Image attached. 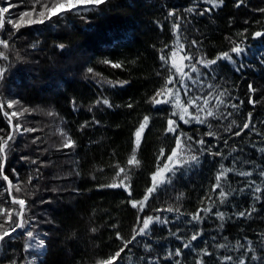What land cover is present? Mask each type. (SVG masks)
I'll return each instance as SVG.
<instances>
[{"label": "trees", "instance_id": "1", "mask_svg": "<svg viewBox=\"0 0 264 264\" xmlns=\"http://www.w3.org/2000/svg\"><path fill=\"white\" fill-rule=\"evenodd\" d=\"M58 1L0 0V7H9L0 25V40L8 44H0V144L11 131L5 113L14 136L0 153V223L20 208L4 176L11 195L26 200L28 220L0 243V264H98L121 248L112 264H264V35L254 36L264 33V0H217V7L209 0H108L49 19ZM236 44L244 50L239 55L231 53ZM223 52L232 60L197 64L199 79L187 67ZM176 66L192 77L186 83L190 95L201 98L199 111L186 103L184 90L179 104L173 98L180 88L169 83L180 78ZM11 101L18 103L9 108ZM185 108L186 118L198 114L206 122L184 123L179 114ZM169 119L178 131H167ZM68 139L72 147L64 146ZM174 150V159L197 155L199 163L172 175L164 166L174 167L168 160ZM221 166L233 169L221 180L229 193L224 204L220 189L213 190ZM245 171L252 175L238 174ZM257 185L261 193L254 192ZM194 215L201 218L194 221ZM157 216L168 222L154 220L147 235H137L145 218ZM40 239L43 249L25 250Z\"/></svg>", "mask_w": 264, "mask_h": 264}, {"label": "snow or ice", "instance_id": "2", "mask_svg": "<svg viewBox=\"0 0 264 264\" xmlns=\"http://www.w3.org/2000/svg\"><path fill=\"white\" fill-rule=\"evenodd\" d=\"M106 2H108V0H71L70 4H67V5H65L63 3L60 4L59 7L62 9V11L60 13H56L54 11L50 12L49 15H48V18L50 19L52 15H63V11H76V12H79L82 7L88 6V5L99 7L100 5L105 4ZM209 2L213 5V7L219 6L217 4V0H209ZM219 4L222 5L223 4V0H219ZM51 6H52L53 9L55 7H57V5H55V4H53ZM237 6H239V3L237 4ZM44 7L47 8V7H49V5L45 4ZM8 11H9L8 8L0 7V23H3V14L8 12ZM187 11L188 12H194L195 9L188 8ZM205 11H207V9ZM170 15H171V13H170ZM201 15H203V13H201ZM8 22L11 23L12 22L11 19H9ZM39 22H43V21L41 20ZM262 35H264V33H261V32H256L254 34V36L256 38L261 37ZM195 43L196 42L193 41V44H195ZM0 44L4 45L5 47L8 46L7 41H4V40H0ZM58 47L60 49H63L65 47V45L64 44H59ZM182 47H183V45H181V48ZM243 51L244 50L240 47L239 44H236L234 47L231 48V53H235L237 55L241 54ZM2 55H3V53H0V56H2ZM175 55H176V53L173 52V56H175ZM162 59H163V57H162ZM183 59L191 61L192 57L188 56V55H185L183 57ZM221 59L231 61L232 60V56L230 55L229 52H223V53H220L219 56H217L215 59H200L195 64L190 63L189 65H187V67H190L191 72L197 73V79H199L203 74L199 72V69L197 68V64H201L205 68H210L211 66L215 65ZM104 63H109V61H104ZM113 66L114 67H120L119 64H114ZM92 71L93 70L91 68L88 69V72L91 73ZM176 71L180 73L179 80H177L175 82L172 81V80H169V83H178L180 85V88L176 89V91L173 93V98L175 99L177 104H179V102H180L179 92L181 90H184L185 96L188 97V100L186 101V103L189 106H195L197 111H199L200 110L201 98L200 97H196V96H191L190 95L191 89L188 87V84L186 83V79L187 80H192V77L189 76L188 73L184 72L183 68L180 67V66H176ZM3 73H4V69L0 68V76H2ZM124 83H126V82H121V84H124ZM193 83H195V81H193ZM249 89H250V91H253V92L255 91L252 88L251 85H249ZM169 91L171 92L172 90L169 89ZM220 95H221V97H223L225 95V93H221ZM165 102L166 103H171L172 101L169 100V101H165ZM222 102L223 101L221 100V103ZM249 102L252 103L253 101L250 100ZM17 103H18V101L8 102V107L12 108L13 105L17 104ZM160 103H161L160 100H155L154 101V104H156V105H158ZM203 103L205 105H207L209 103V101L207 99H204ZM103 104L108 105L109 107H111V105L109 104V101L107 99L103 100ZM2 107H3V105L0 104V109H2ZM129 107H131V105H129ZM233 107H235V105H233ZM24 111H28V110L25 109ZM12 115L16 116L17 113L13 112ZM48 115H52V113L49 112ZM173 115H176V113L174 112ZM179 115H180V120L184 121V123H187V124L192 123L193 120H195L197 123H201V124L206 122L205 120L201 119L198 114L193 116L191 119L186 118V117L189 116L187 108H185ZM207 115L209 117L214 116V111L208 110L207 111ZM249 117H251V113H249ZM148 121H149V117L145 116L143 123L140 124L139 130H137V132L135 133L137 147H139V144H140L141 132L147 126ZM233 123H235V121H233ZM168 124H169V127L167 129L168 132H176V131H178V124H177L176 121H174L173 119H169ZM249 128H250V123H244L243 129H249ZM15 129H16L17 132H19L21 130V125L20 124H16L15 125ZM243 129H241V131H243ZM227 130L231 131V128H228ZM23 131L24 132H31V131H34V129H32V128H23ZM208 135L209 136H213L214 133L209 132ZM236 135H240V132H237ZM8 139L12 140V139H14V136L13 135H9ZM176 139H177V144L179 146L180 143H181V137L177 136ZM191 139L192 138L190 136L187 137V140L190 141ZM7 143H8V141H4V144H0V153H4L5 145H7ZM198 143L201 145V147L199 149V151L201 153H204L205 151H207V149H205L203 147V145L205 144L204 140L201 139ZM225 143H227V141H225ZM64 146L65 147H72L73 146V142L70 139H68V140H66V143H65ZM161 151L163 152V150H161ZM189 151H191V148H189ZM233 151H235V149H233ZM215 155H220V153H215ZM174 157H176L175 150L173 151V154L168 157V160L170 162H172L174 167L169 168L168 164H165V166H164L165 170L171 172L172 175H175V173L177 171H179L180 168H182V167H185V166H188V165H191V164H198L199 163V157L197 155H189V156L184 157L182 159H174ZM133 159H135V149H134V153H133ZM33 163H36V161H33ZM128 163L131 165L133 163V160L130 159L128 161ZM137 163H139V162L137 161ZM3 168H4V163L0 162V174H2ZM121 171H123V169H121ZM230 171H233V169L224 168L223 166H221V171L216 176V184H215L213 190H215L216 188L220 189L219 198H220V203L221 204L225 203V201H226V199H227V197L229 195V193L225 191L224 186L221 183V180H222V178H226V174L228 172H230ZM238 174L241 175V176H251L252 175L251 172H247V171L240 172ZM118 175H119V173H118ZM260 175L264 176V169H262L260 171ZM4 179L7 180L8 179L7 176H4ZM153 179L155 180V176H153ZM29 181H31V177L29 178ZM116 186L117 185H115V184L107 185V187H116ZM250 186H251V184H250ZM10 187H11V184H10ZM253 190L256 193H261V191H262L261 188L258 185L255 186ZM16 191L17 192H22L23 189L20 186H16ZM153 191H154V188H152V187H150L148 189V193H152ZM241 191H243V189H241ZM147 199H148V197L146 196L145 200H147ZM256 199L257 200L260 199L259 195L256 197ZM12 202H13V204H18L20 206V208H19L18 212H8L6 218L4 219V222L0 223V243H3L5 241L6 237H10L11 234L15 233L18 229L25 228V226L28 224V220L25 218V215H24L25 212H26V203H27L26 200L22 199V198L13 197ZM139 203H140V207L143 208V206H144L143 205V201H141ZM132 206L136 207L137 203L133 202ZM167 211L172 212L173 209L171 207H169L167 209ZM203 211L208 212V211H210V209L206 208ZM0 214H3L2 211H0ZM14 215L17 217L16 220H13V216ZM239 215L240 216H244L245 213L244 212H240ZM217 216L222 221L225 218V214L223 212H218ZM200 218L201 217H199L198 215L192 216V220H194V221L198 220ZM154 220H155V222H158V223H161V224H166L168 222L166 218L165 219H161L159 216H157L155 218L147 217V218H145L143 220V226L139 229V232L137 233V235H147V231L149 230L150 223H152ZM6 225H7V227H6ZM93 231H95V229H93ZM199 235H200V233H196V234H194L192 236L191 239L193 241H195L198 238ZM26 236L29 239H31V240H35L36 239L33 231H26ZM118 238H119V236H118ZM133 239H135V237H133ZM128 243H131V241H127L125 243V247L127 246ZM44 246H45V241L43 239H40L35 244H25L24 247H25V250L27 251L31 247H35V248H38V249H43ZM184 247L188 248V247H190V245L189 244H185ZM221 247H225V245H221ZM123 251H124V248H121L119 251H117L115 253L114 256L110 257L107 261H100V262H98V264H112V262L114 260H116L117 258H119L121 256V253ZM205 254L207 255L208 253H205ZM176 255L177 256L180 255V250H177ZM225 259L226 260H231L232 257L229 256V257H226ZM13 264H15V262H13ZM240 264H245V262L243 260H241Z\"/></svg>", "mask_w": 264, "mask_h": 264}, {"label": "rangeland", "instance_id": "3", "mask_svg": "<svg viewBox=\"0 0 264 264\" xmlns=\"http://www.w3.org/2000/svg\"><path fill=\"white\" fill-rule=\"evenodd\" d=\"M65 4V5H67V4H70L71 3V0H60V1H58L57 3H55V5H57V7H55L54 9L53 8H51V10H50V12H56V13H60L61 11H62V9L59 7V5L60 4ZM89 7H92V5H88V6H84V7H82L81 8V10H83V9H87V8H89ZM8 9H9V7H8ZM49 12V13H50ZM66 11H63V14L65 13ZM74 12H76V11H74ZM52 16H54V15H52ZM73 58H75L76 59V61L78 62H81V58H80V56L78 55V56H76V54L73 56ZM182 62V57L180 56L179 58H178V60H177V63H181ZM1 104V103H0ZM11 117V116H10ZM45 247V246H44Z\"/></svg>", "mask_w": 264, "mask_h": 264}, {"label": "water", "instance_id": "4", "mask_svg": "<svg viewBox=\"0 0 264 264\" xmlns=\"http://www.w3.org/2000/svg\"><path fill=\"white\" fill-rule=\"evenodd\" d=\"M2 23H0V25H1ZM5 113V112H4ZM6 114V116L10 119V129H11V131H10V133H9V135H12L13 134V129H12V127H13V125H12V118L10 117V115L9 114H7V113H5ZM9 135L7 136V138H6V140L5 141H8L9 139H8V137H9ZM3 144H4V142H3ZM3 155H4V153H3ZM5 162V157L3 158V163ZM4 166H5V163H4ZM3 171V170H2ZM10 181L7 179L6 180V185L8 186V195L10 196V198H11V200L13 199V196L11 195V190H12V185H11V187H10Z\"/></svg>", "mask_w": 264, "mask_h": 264}]
</instances>
